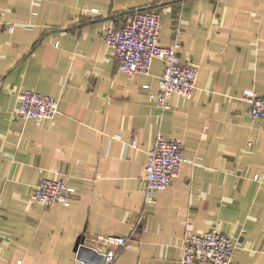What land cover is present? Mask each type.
Instances as JSON below:
<instances>
[{
  "label": "crops",
  "instance_id": "1",
  "mask_svg": "<svg viewBox=\"0 0 264 264\" xmlns=\"http://www.w3.org/2000/svg\"><path fill=\"white\" fill-rule=\"evenodd\" d=\"M138 9L160 11L161 45L177 37L199 68L194 98L176 94L170 110L151 98L163 61L127 74L103 40L104 21L122 27ZM0 53V264H89L98 236L128 239L114 264H180L187 235L214 228L234 264H264V120L242 99L264 95V0H0ZM25 90L60 113L18 118ZM158 135L188 162L147 202ZM56 170L76 190L69 207L33 199Z\"/></svg>",
  "mask_w": 264,
  "mask_h": 264
},
{
  "label": "built area",
  "instance_id": "2",
  "mask_svg": "<svg viewBox=\"0 0 264 264\" xmlns=\"http://www.w3.org/2000/svg\"><path fill=\"white\" fill-rule=\"evenodd\" d=\"M92 12L100 13L98 9H93ZM14 28V24H9L10 31ZM161 32L162 14L155 10L138 9L122 27L110 25L108 20L103 22V40L106 46L112 49L121 71L130 75L137 73L148 75L155 59L163 61L164 70L159 91L156 95L152 94L151 98L166 111L171 109L170 100L176 94L188 99L194 98L199 68L181 60L182 44L177 37L171 45H161ZM242 99L249 104L252 118L264 120V95L250 92ZM19 100L15 115L24 120H53L60 113L59 100L49 95L25 90L20 93ZM132 145L135 146V142ZM186 162L188 160L180 141L158 135L152 143L145 167L146 201L151 202L158 192L166 190L180 176ZM54 174L55 177H41L34 189L33 199L45 206L62 204L69 207L72 205L76 190L69 184V178L60 171L56 170ZM256 179L261 180V177L257 176ZM143 216L145 218V214ZM144 218L139 225L145 226ZM96 242L98 244L96 248L91 247L90 250L94 256L96 254L97 260L90 259L88 263L114 264L120 251L127 246L128 239L98 236ZM87 246L86 243H82L79 253L81 254L82 249H86ZM236 255L237 246L232 239L214 228L204 233L187 235L180 264H234Z\"/></svg>",
  "mask_w": 264,
  "mask_h": 264
}]
</instances>
